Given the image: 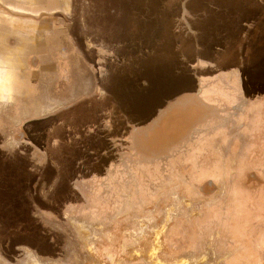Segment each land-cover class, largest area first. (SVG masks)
Returning <instances> with one entry per match:
<instances>
[{
	"label": "rangeland",
	"instance_id": "374dc122",
	"mask_svg": "<svg viewBox=\"0 0 264 264\" xmlns=\"http://www.w3.org/2000/svg\"><path fill=\"white\" fill-rule=\"evenodd\" d=\"M176 1L168 37L139 14L106 18L117 37L123 26L137 33L119 47L135 79L123 84L109 133L88 106L71 110L84 87L71 90L77 57L64 42L41 59L42 80L52 77L49 67L59 73L50 88L0 100V264H231L252 256L251 243L264 238V124L252 130L242 113L264 116V36L248 63L246 31L223 27L220 17L184 21L188 6ZM258 1L250 0L255 10ZM186 93L198 96L195 109L182 107L194 99ZM178 118L189 125L170 127Z\"/></svg>",
	"mask_w": 264,
	"mask_h": 264
},
{
	"label": "crops",
	"instance_id": "0c3cea01",
	"mask_svg": "<svg viewBox=\"0 0 264 264\" xmlns=\"http://www.w3.org/2000/svg\"><path fill=\"white\" fill-rule=\"evenodd\" d=\"M246 1L185 0L183 5L188 6V11L183 14L182 19L187 21L188 17L192 19L198 16L197 19L200 20H212L213 18L218 20L220 17L223 27L230 24L229 27L235 32L241 30L242 33H245L246 31L244 34L246 38L253 40L248 53V63H250L251 56L261 46V42H258L259 39L264 36V0L258 1L261 3V10H255L254 2ZM135 2V5H131L130 0L128 2L124 0H0V100H15L16 98L20 99L21 96L32 98L38 87L43 90L47 87L50 88L51 84L58 80L59 73L56 72L57 68L49 67L50 70H53L52 77L42 80L40 72L43 73L46 69L42 67L41 59L46 53L52 52L51 50H60L64 42V45H68L69 49L72 48L74 56L77 57L72 62L76 76L70 83L73 86L71 90L77 91L78 85L84 87L83 93L80 96L77 95L76 100L74 94L68 99L77 102L71 110L88 106V110L91 111L90 119L93 122L102 119L104 129L109 133L112 107H116L114 106L116 101L121 102V96L124 93L123 84L128 82L127 78H130V81L134 78L133 74L127 77V73L131 74L130 68H132L128 66V63H132V61L126 59V54L123 53L125 48L119 47L129 44L124 40V37L133 35L132 38L130 37L133 39L137 33L133 30L135 26H129L132 29L123 26L122 31L120 28L118 30L124 33V37H117L118 33L113 31V27L110 25L108 28L111 29L106 30V18L113 15L117 18L124 17L125 13L129 14V17L132 14L137 17L139 14L142 20L144 18L155 19L156 24L153 32L166 33L167 37L170 32L175 30L172 22L177 20L173 10V7L178 3L176 0H137ZM222 3L224 7L243 5L242 12L236 13L233 10L231 12H227V10L216 12L214 7L223 5ZM125 5H131L128 12L124 11ZM159 6H163L162 11H159ZM212 9L214 12H211ZM238 20L244 21V25L240 26L235 23ZM225 22H229V24H225ZM250 22H254V25L251 26L254 30L253 33H248L247 23L249 25ZM246 27L247 30H245ZM160 29L161 31H158ZM64 30L69 34L67 38L65 35L63 36ZM178 35L182 40L188 39V43L192 46L189 34L178 33ZM133 42L137 43L138 41L135 39ZM236 43L234 42L233 46L239 49L241 44ZM241 43L243 46L244 43ZM49 46H51L50 50H48ZM110 51L112 52L109 54ZM189 51L194 52V48L192 50L189 48ZM107 52L111 57L105 59ZM125 69L128 71L126 72ZM201 77L207 80L206 76L202 75ZM48 95L45 98L62 102V95H49V97ZM127 107L124 111L127 110ZM128 110L134 113V118L137 117V110L129 108ZM247 117L252 118L250 125L252 128L255 127L256 115L253 113L247 115V112L243 111L244 121ZM114 121L116 124L117 122L123 123L119 118ZM242 127L245 125L243 124ZM252 243L251 245L254 247L252 256L248 255L249 258L243 262L238 260L231 264H264V238L262 240L255 239Z\"/></svg>",
	"mask_w": 264,
	"mask_h": 264
},
{
	"label": "flooded vegetation",
	"instance_id": "af4514ba",
	"mask_svg": "<svg viewBox=\"0 0 264 264\" xmlns=\"http://www.w3.org/2000/svg\"><path fill=\"white\" fill-rule=\"evenodd\" d=\"M186 13V12H185ZM188 21V20H187ZM186 96V95H185ZM192 96H194V99L192 98V99H190V98H188V99H186V101H185V104H183V108L185 109L186 108V110H187V107L189 106L190 107V109L191 108H196L197 107V104H198V102H199V100H198V96L196 95V94H187V97H192ZM262 109H264V108H262ZM192 110V109H191ZM211 112V111H210ZM210 112H208L207 113V116L209 115V113ZM261 113H263L264 114V110H262V111H260ZM213 113L211 112V115H212ZM181 117H186L187 118V116L186 115H182ZM209 117V116H208ZM186 118H184L183 120H180L179 118L177 119L178 120V123H173V125H170V127H180V124H181V121H185V122H188V123H186V125L185 126H187V124L189 125V121H188V119L186 120ZM263 118H264V116H263ZM263 118H260V117H258V116H256V119H255V121H257V120H259V123H260V126H258V127H253L254 129L255 128H257L258 129V131L257 132H261V130H262V125H261V123L262 124H264V119ZM182 119V118H181ZM180 120V121H179ZM185 126H183V127H185ZM253 128H252V130H253ZM256 132H254V131H252L251 132V135H253V134H255ZM256 143H258V142H256ZM259 144H262V142L260 143L259 142ZM254 145V144H253ZM264 147V146H263ZM260 200V199H259ZM247 202H248V204L251 202V200H250V197L248 196L247 197ZM249 206V205H248ZM263 208V207H262ZM248 209V212L249 213H253L251 210H249V207L247 208ZM262 211H264V209L262 210Z\"/></svg>",
	"mask_w": 264,
	"mask_h": 264
},
{
	"label": "trees",
	"instance_id": "16d2710c",
	"mask_svg": "<svg viewBox=\"0 0 264 264\" xmlns=\"http://www.w3.org/2000/svg\"><path fill=\"white\" fill-rule=\"evenodd\" d=\"M6 257H9V256L6 255Z\"/></svg>",
	"mask_w": 264,
	"mask_h": 264
}]
</instances>
